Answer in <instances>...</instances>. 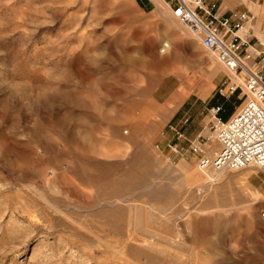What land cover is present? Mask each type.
I'll return each instance as SVG.
<instances>
[{"label": "rangeland", "instance_id": "1", "mask_svg": "<svg viewBox=\"0 0 264 264\" xmlns=\"http://www.w3.org/2000/svg\"><path fill=\"white\" fill-rule=\"evenodd\" d=\"M228 76L163 0H0V264H264V169L162 152Z\"/></svg>", "mask_w": 264, "mask_h": 264}, {"label": "built area", "instance_id": "2", "mask_svg": "<svg viewBox=\"0 0 264 264\" xmlns=\"http://www.w3.org/2000/svg\"><path fill=\"white\" fill-rule=\"evenodd\" d=\"M163 1L229 72L214 92V103H205L203 114L209 120L199 133L188 134L187 115L167 126L166 160L180 163L193 156L206 172L251 165L264 169V41L255 32L258 15L249 8L223 12L213 0ZM260 35L264 37V29ZM234 95L244 96V102L224 119L225 103ZM213 139L219 149L211 153Z\"/></svg>", "mask_w": 264, "mask_h": 264}, {"label": "crops", "instance_id": "3", "mask_svg": "<svg viewBox=\"0 0 264 264\" xmlns=\"http://www.w3.org/2000/svg\"><path fill=\"white\" fill-rule=\"evenodd\" d=\"M140 1L143 3V0H140ZM145 6H146V5H145ZM230 116H231V115H230ZM230 116H229V117H230ZM229 117H228V118H229Z\"/></svg>", "mask_w": 264, "mask_h": 264}]
</instances>
